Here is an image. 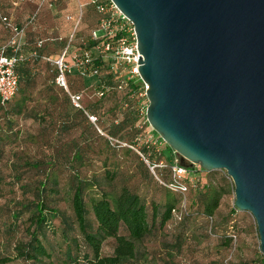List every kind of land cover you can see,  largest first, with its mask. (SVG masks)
Returning <instances> with one entry per match:
<instances>
[{"label": "rangeland", "instance_id": "1", "mask_svg": "<svg viewBox=\"0 0 264 264\" xmlns=\"http://www.w3.org/2000/svg\"><path fill=\"white\" fill-rule=\"evenodd\" d=\"M10 1L0 0V10L22 27L17 39L25 58L21 64L34 73L31 86L23 85L28 98L19 102L22 96L17 92L10 103L0 107V257L13 255V245L28 239L26 228L30 225L31 209L26 206L36 197L37 184L44 178L55 177L57 181L56 194L45 197L43 191L45 205L56 207L71 219L69 195L75 173L95 181L93 192L115 194L120 187L127 186L143 199L147 221L152 223L149 233L134 242L133 257L121 264H264L252 216L247 211L233 209V186L229 177L223 170L201 171L197 164L180 160L175 152L167 150V145L145 120L142 107L147 101L140 95L141 80L130 72L134 64L115 61L110 50L98 52L88 45L94 39L92 33L101 16L93 6L87 0H23L13 7ZM39 3L35 19L29 22L28 16ZM78 4L82 15L73 27L63 16L72 14ZM112 35L98 41L108 39L114 47ZM9 37L10 33L0 23V45ZM38 39L42 40L41 47L35 46ZM66 45L67 61L71 65L68 89L80 94L78 110L68 101L64 90L52 82L55 72L52 60ZM83 51L92 52V57L100 59L102 66L97 75L78 74L76 62ZM105 80L112 84L121 82L122 87L99 96L98 90L105 85ZM130 80L135 85L133 89L128 84ZM15 99L21 106L19 113L8 110ZM123 100L127 101V107L122 105ZM124 109L135 116L133 126L111 134V122ZM86 114L95 116L94 122ZM141 146L148 159L161 158L166 164L184 167L185 173L181 176H173L166 167L162 168L161 180L167 184L175 179L185 189L157 182L140 155ZM74 150L80 153L81 160L70 164L66 159ZM108 172L113 176L106 175ZM207 189L221 191L211 219L201 213L196 202V194ZM167 199L175 200L181 219L172 216L160 226L159 214ZM152 203H157L154 220ZM25 204V207L19 206ZM51 223L54 231L44 228L42 238L51 257L41 264H63L64 244L58 219L54 218ZM119 232L125 234L121 228ZM75 235L80 240L77 231ZM113 245V238L104 239L100 255L111 254ZM79 250V255L74 254L77 263L91 264L82 256L89 254L88 249L81 245ZM0 264L37 263L16 258Z\"/></svg>", "mask_w": 264, "mask_h": 264}, {"label": "water", "instance_id": "2", "mask_svg": "<svg viewBox=\"0 0 264 264\" xmlns=\"http://www.w3.org/2000/svg\"><path fill=\"white\" fill-rule=\"evenodd\" d=\"M133 26L149 127L223 170L264 256V0H110Z\"/></svg>", "mask_w": 264, "mask_h": 264}, {"label": "trees", "instance_id": "3", "mask_svg": "<svg viewBox=\"0 0 264 264\" xmlns=\"http://www.w3.org/2000/svg\"><path fill=\"white\" fill-rule=\"evenodd\" d=\"M117 36L118 35L115 34V38H117ZM38 41H41L39 46L41 47L42 40L38 39L36 43ZM95 42L97 41L90 40L88 45L93 46ZM36 56L37 55L34 52L33 57ZM22 57L23 59L15 66V73L17 76L16 91L7 101L0 104V107H4L10 103V100L15 97L17 92H21L22 96V98L19 99V102H21L23 98H28V95L25 94V88L23 85H25V87L31 86L30 84L34 72L28 67L22 66L21 63L25 59L23 55ZM93 62L96 65L102 66L101 61L97 56L94 57ZM54 76L55 72L52 78L53 83ZM69 77L70 75L66 76L68 87L70 84ZM104 82V84L110 89L107 92L116 90L114 84L107 80ZM128 84L131 87L130 89L135 87V85H133V80L128 81ZM54 85L57 86L55 83ZM51 87L53 86L51 85ZM60 89L62 90V88ZM106 94L107 93L103 91L101 96ZM65 95L70 102L66 92ZM74 108L77 109V107ZM8 110L11 112L13 110V113H19L21 111V106L17 102V99H15L14 104L9 106ZM135 120V116L128 109H124L120 114V117H115L111 122L112 128H110L109 132L113 134L119 130H123L127 126L131 127ZM165 147L170 151L168 146ZM139 151L142 155L145 154L143 146L140 147ZM66 160L71 164L72 161H80L81 155L77 150H74L70 158ZM157 173L161 177V169H157ZM106 175L113 176L110 172L106 173ZM96 185L97 184L94 180L90 178H81L73 173V184L69 195V206L71 209L70 219L63 213V211L58 210L56 207H47L44 203V196L50 197L57 192L56 178H44L42 181H39L35 191L36 197L29 201L27 206L26 204L22 206L19 205L21 208L23 206H30L31 209L30 225L26 228L28 239L24 242H17L14 244L13 255L0 257V263H6L16 258H21L37 264L49 260L51 252L48 251L42 243L44 235L43 229L47 228L53 232L54 226L51 221L54 218L58 219L60 226L59 235L64 244V247L61 250L63 264L69 262L78 264L76 261L77 259L74 256L79 255V248L81 245L88 249L89 254L86 252L83 253L82 256L91 264H121L132 258L134 255V242L148 234L152 224H149L147 221L145 203L137 193L130 190L127 186L120 187L119 191L115 194H106L98 190L93 192ZM43 191L46 194L44 196ZM196 196V202L200 205L201 213L211 219L213 211L218 205L221 191L217 189H207L203 192L197 193ZM156 204L157 203L151 204L152 220L157 216ZM162 207L163 209L159 214L158 219L160 226L173 216L171 210L176 208L175 200L167 199L162 203ZM233 209L235 208L233 207ZM88 215L91 216V219ZM180 219L181 216L178 220ZM120 228L125 234L119 232ZM75 231H77L80 240L75 235ZM230 231L233 232L232 230ZM230 237H234V234L230 233ZM106 238L114 239L112 253L108 255H100L99 250L101 243Z\"/></svg>", "mask_w": 264, "mask_h": 264}, {"label": "built area", "instance_id": "4", "mask_svg": "<svg viewBox=\"0 0 264 264\" xmlns=\"http://www.w3.org/2000/svg\"><path fill=\"white\" fill-rule=\"evenodd\" d=\"M22 1L23 0H12L10 1V4L11 6L15 7ZM87 3L93 6V8L101 15L98 19V27L92 33L94 35L93 40L97 42H95V44L91 46V49H96L95 51L98 52L110 50L115 61L125 60L126 62L133 63L134 65L131 68L130 72L134 75H137L136 59L138 54L135 49V33L132 23L118 11V9L110 0H87ZM39 6L40 3L37 5L35 11H33L28 16L29 22L35 19ZM81 15V6L78 4L76 5L75 11L72 14H65L63 18L66 22L71 23V25L75 27L80 21ZM0 23L2 24L3 28L10 33V37L8 38L7 42L3 45H0V104H3L16 91L17 76L15 73V66L23 59L20 52L19 43L17 41L18 35L22 31V27L15 21H13L9 15L2 14L1 12ZM111 33H113V35L110 38H112V40L115 42L114 47H112L110 43L111 41H109L108 39L98 41V38H103L107 35L110 36ZM115 34L118 35L117 38H115ZM40 43L41 41H38L36 43V46L39 47ZM67 47L68 45H66L61 50L59 55L52 60V64L55 70L54 83L67 93L68 98L74 107L80 108V94L77 92H70L66 80V76L70 73L71 70V65L67 61ZM91 53L92 52L83 51V53L80 55V59L76 62V69L78 74L97 75L99 73V65H96L93 62L94 57H92ZM33 54L34 51L32 52V55ZM114 87L116 89H121L122 83L117 82L114 84ZM144 89L145 85L143 84V91L140 94L142 96H145ZM109 90L110 89L107 85H101L98 90V95L101 96L103 91L107 92ZM122 103L123 106H127V101L123 100ZM145 106L146 105H143L142 111L145 109ZM87 117L91 122H94L95 116L87 115ZM140 155L144 160L146 167L153 175L155 180H157V182L169 187H175L180 190L185 189V187L181 185V182L176 181L175 179L168 182L167 184L163 183L160 175L156 173L157 169L166 167L173 176H181L185 173L184 167L178 165L177 163L166 164L162 161L161 158L150 160L147 156H144L142 154ZM177 210L179 209L174 208L171 210V213L175 218L179 219L180 212Z\"/></svg>", "mask_w": 264, "mask_h": 264}]
</instances>
